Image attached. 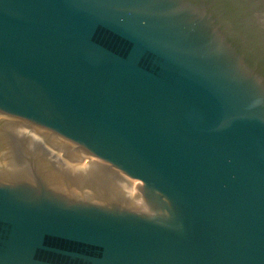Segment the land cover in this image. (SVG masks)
I'll use <instances>...</instances> for the list:
<instances>
[{
  "label": "water",
  "instance_id": "95a60500",
  "mask_svg": "<svg viewBox=\"0 0 264 264\" xmlns=\"http://www.w3.org/2000/svg\"><path fill=\"white\" fill-rule=\"evenodd\" d=\"M0 264H264V0H0Z\"/></svg>",
  "mask_w": 264,
  "mask_h": 264
}]
</instances>
